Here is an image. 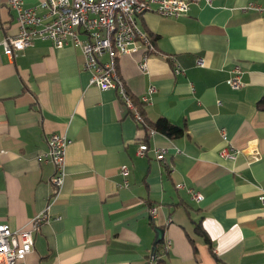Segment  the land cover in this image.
Here are the masks:
<instances>
[{
    "label": "crops",
    "instance_id": "0c3cea01",
    "mask_svg": "<svg viewBox=\"0 0 264 264\" xmlns=\"http://www.w3.org/2000/svg\"><path fill=\"white\" fill-rule=\"evenodd\" d=\"M138 23L156 50L147 71L139 68L143 48L120 56L118 71L149 122L165 117L186 127L175 139L138 124L117 90L91 85L83 54L70 45L37 41L7 56L2 40L18 27L8 0H0V223L17 230L49 215L20 264H146L166 240L172 247L160 264H264V110L257 107L264 0L191 1L181 17L149 11ZM175 65L185 72L176 74ZM236 65L243 69L238 90L227 82ZM53 133L72 140L59 191L54 163L39 158ZM142 143L145 155L138 154ZM156 149L166 150L163 160ZM199 222L211 249L195 231ZM157 227L165 236L154 246Z\"/></svg>",
    "mask_w": 264,
    "mask_h": 264
},
{
    "label": "built area",
    "instance_id": "2783aa9c",
    "mask_svg": "<svg viewBox=\"0 0 264 264\" xmlns=\"http://www.w3.org/2000/svg\"><path fill=\"white\" fill-rule=\"evenodd\" d=\"M191 1L199 0H41L33 6H26L25 0H8L10 8L16 12L18 31L14 35H6L2 40L4 52L14 58L19 53L33 46L37 41L50 42L56 48L67 45L80 50L84 56L83 67L91 73L89 83L101 90L115 89L119 98L127 106L138 124L147 125L144 116L135 104L126 83L119 74L117 59L144 49L139 68L148 69L149 55L156 50L150 36L139 26L138 17L145 12L154 11L163 17L178 18L190 10ZM211 4L215 0H204ZM248 8L260 10L256 3L248 4ZM109 55L108 62H101L100 57ZM173 60V57L171 58ZM197 63L205 65L203 58ZM176 74L185 70L175 65ZM228 84L235 90L242 88L243 69L236 65L231 69ZM156 87L151 86L149 93ZM143 101L148 97L143 96ZM152 130V129H151ZM154 131V130H152ZM72 140L62 133H53L48 137L49 148L40 154L42 160H51L56 168L51 183L56 191L62 187L66 175L67 148ZM148 145L140 144L139 155H145ZM166 150L156 149L157 158L163 160ZM223 154L234 157L230 150ZM259 150L254 149L252 157L259 158ZM121 174L127 177L130 173L128 165L120 167ZM127 185V182H125ZM178 187H184L178 183ZM195 200L201 201L204 196L194 189H188ZM264 206V190L259 194ZM153 218L157 216V208H150ZM49 218L48 212L34 216L27 227L13 230L9 224L0 223V264H20L26 255L34 249L35 233ZM172 247V241L166 240L162 249L156 250L146 259V264H160L163 255Z\"/></svg>",
    "mask_w": 264,
    "mask_h": 264
},
{
    "label": "trees",
    "instance_id": "16d2710c",
    "mask_svg": "<svg viewBox=\"0 0 264 264\" xmlns=\"http://www.w3.org/2000/svg\"><path fill=\"white\" fill-rule=\"evenodd\" d=\"M149 36L153 42L156 41L153 35H149ZM134 101L138 109L141 111V114L144 116L145 113L143 112L142 101L136 98L134 99ZM257 107L260 110H264V96L258 102ZM144 119L147 125L140 124L141 126L148 127L156 132H160L166 135L167 137H169L170 139H175L177 137L183 136L186 131V127L174 124L165 117H160L158 120L153 121V122H149V120L146 117H144ZM154 227H156L155 224H154ZM195 231L198 235H201L205 239V241L208 243L209 246L211 245V239L207 231L203 228L201 222L195 224ZM210 249H211V246H210Z\"/></svg>",
    "mask_w": 264,
    "mask_h": 264
},
{
    "label": "water",
    "instance_id": "95a60500",
    "mask_svg": "<svg viewBox=\"0 0 264 264\" xmlns=\"http://www.w3.org/2000/svg\"><path fill=\"white\" fill-rule=\"evenodd\" d=\"M156 239H155V242H154V246H156L157 243H159L161 240H163L164 236H165V229L163 228H160V227H157L156 228ZM156 251V248H154V251Z\"/></svg>",
    "mask_w": 264,
    "mask_h": 264
}]
</instances>
